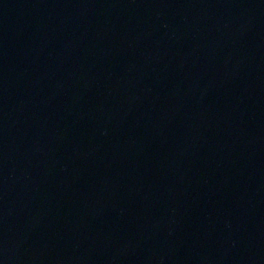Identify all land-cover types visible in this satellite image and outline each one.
Returning a JSON list of instances; mask_svg holds the SVG:
<instances>
[{
	"label": "water",
	"instance_id": "95a60500",
	"mask_svg": "<svg viewBox=\"0 0 264 264\" xmlns=\"http://www.w3.org/2000/svg\"><path fill=\"white\" fill-rule=\"evenodd\" d=\"M0 264H264V0H0Z\"/></svg>",
	"mask_w": 264,
	"mask_h": 264
}]
</instances>
